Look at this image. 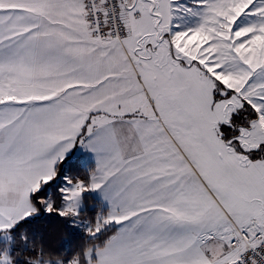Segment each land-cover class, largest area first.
I'll return each mask as SVG.
<instances>
[{
	"label": "snow or ice",
	"instance_id": "obj_1",
	"mask_svg": "<svg viewBox=\"0 0 264 264\" xmlns=\"http://www.w3.org/2000/svg\"><path fill=\"white\" fill-rule=\"evenodd\" d=\"M0 264H264V0H0Z\"/></svg>",
	"mask_w": 264,
	"mask_h": 264
},
{
	"label": "trees",
	"instance_id": "obj_2",
	"mask_svg": "<svg viewBox=\"0 0 264 264\" xmlns=\"http://www.w3.org/2000/svg\"><path fill=\"white\" fill-rule=\"evenodd\" d=\"M66 238H67L66 233L59 230L56 225L50 224L48 225L47 231L45 232L44 235V244L46 247L48 246L57 247L60 244V242ZM37 243H39V241H37ZM80 243H87V242L81 241ZM88 246L91 245L89 244Z\"/></svg>",
	"mask_w": 264,
	"mask_h": 264
}]
</instances>
